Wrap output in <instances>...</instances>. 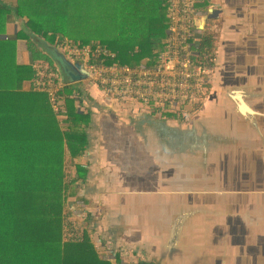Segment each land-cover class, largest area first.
Instances as JSON below:
<instances>
[{
	"label": "crops",
	"instance_id": "crops-1",
	"mask_svg": "<svg viewBox=\"0 0 264 264\" xmlns=\"http://www.w3.org/2000/svg\"><path fill=\"white\" fill-rule=\"evenodd\" d=\"M0 1L8 6L18 3ZM57 2L51 1L49 13H45L47 36L43 40L67 55V45L146 38L149 20L160 15L157 0H65V9L61 1ZM255 4L248 5L245 14L264 8V0H256ZM223 15L229 16L226 9ZM237 20L236 26L240 18ZM20 28L21 23L13 16L7 17L8 37H14ZM224 36H220V47L217 43L221 49ZM255 36V47L264 48V27H259ZM16 47L17 62L35 69L39 61L32 60L26 42L20 41ZM228 54L231 57L230 51ZM103 56L107 55H102L101 61ZM33 79L24 82L23 90L36 91ZM59 81L57 102L62 117H56L60 128L66 125L67 98L73 102V112L84 119L82 122H88L81 126L86 129L88 143L83 148L89 150V155L81 156L79 146L72 148L77 151L75 155L65 149L66 172L71 174L67 181L76 180L75 195L67 200L70 208L77 207L65 220L70 230L81 224L87 233L105 242L110 240L124 253L121 264H264V234L244 231L249 225L256 226V215L244 216L247 222L241 234H202L218 219L223 224L239 222L237 216L244 214L248 206L229 201L233 189L216 192L184 181L186 169L198 172L195 160L203 164L201 171L206 169V162L201 156L195 159L198 153L193 150L201 149L205 143L191 137L195 132L199 136L205 132L197 126L207 118L204 114L210 107L211 95L197 113L180 117L168 109L159 113L154 103L129 98L106 100L91 78L70 83L60 76ZM65 90V95L69 90L67 97L60 104L59 94ZM83 162L90 172L74 174L75 164ZM198 215L197 229L184 232L192 217Z\"/></svg>",
	"mask_w": 264,
	"mask_h": 264
},
{
	"label": "trees",
	"instance_id": "trees-1",
	"mask_svg": "<svg viewBox=\"0 0 264 264\" xmlns=\"http://www.w3.org/2000/svg\"><path fill=\"white\" fill-rule=\"evenodd\" d=\"M51 1H61L66 8L65 0H18L16 6L0 1V234H4L0 236V264H114L99 255L93 234L81 224H76L79 237L64 236L70 226L64 223L65 206L69 196L75 195L76 183L74 178L67 181L71 174L66 172L65 149L75 155L74 146L83 148L88 143L86 129L81 126L88 122H82L84 119L73 112L72 100L65 99L71 87L66 95V90L59 94L60 104L64 99L69 103L63 129L45 92L23 90L24 82L32 80L36 70L17 62L20 41L26 42L32 60L58 70L35 42L47 36L43 19ZM157 3L160 15L149 20L146 38L81 42L77 46L106 51L104 64L137 66L146 60L152 66L167 49L169 25L167 0ZM8 16L21 23L12 38L5 29ZM217 36L208 29L200 43V55L211 68L216 63ZM74 171L80 173L78 167Z\"/></svg>",
	"mask_w": 264,
	"mask_h": 264
},
{
	"label": "flooded vegetation",
	"instance_id": "flooded-vegetation-1",
	"mask_svg": "<svg viewBox=\"0 0 264 264\" xmlns=\"http://www.w3.org/2000/svg\"><path fill=\"white\" fill-rule=\"evenodd\" d=\"M220 1L223 8L215 15L217 43L220 47V36L226 33L224 44L230 46L216 49L208 95L212 96L211 103L204 114L207 118L197 126L205 132L201 136L195 132L191 137L205 143L201 149L193 150L198 153L195 159L201 156L206 162V169L201 171L203 164L195 160L198 172L186 169L183 176L186 184L205 190L218 192L232 188L229 201L248 206L244 214L237 216L239 222L223 224L218 219L202 234H241V228L245 229L243 223L247 222L246 214L256 215V226L249 225L245 233L264 234V53H260L264 48H256L254 44L258 42L255 39L258 28L264 27V8L245 14L247 6L254 7L256 0ZM237 12L242 15H236ZM192 218L184 230L186 233L197 229L199 215Z\"/></svg>",
	"mask_w": 264,
	"mask_h": 264
},
{
	"label": "built area",
	"instance_id": "built-area-1",
	"mask_svg": "<svg viewBox=\"0 0 264 264\" xmlns=\"http://www.w3.org/2000/svg\"><path fill=\"white\" fill-rule=\"evenodd\" d=\"M169 25L166 45L155 64L142 60L137 66L104 64L100 60L108 53L100 48L74 46L68 48L72 60H80L103 93L106 100L129 98L146 104L154 103L156 110L206 102L212 80V68L204 64L200 43L205 31L217 29L215 15L222 10L220 0H167ZM213 21V23H212ZM33 88L45 92L54 112L61 116L58 92L60 73L49 63L35 65ZM81 156L89 155L82 148ZM81 174L90 172L87 163L77 166ZM76 167V168H77ZM77 229L68 230L67 237H79ZM100 249L99 246H96Z\"/></svg>",
	"mask_w": 264,
	"mask_h": 264
},
{
	"label": "water",
	"instance_id": "water-1",
	"mask_svg": "<svg viewBox=\"0 0 264 264\" xmlns=\"http://www.w3.org/2000/svg\"><path fill=\"white\" fill-rule=\"evenodd\" d=\"M35 42L39 44L43 50L49 54L53 62L58 66L60 75L70 83L80 80H88L91 78L90 73L86 70L84 63H75L62 50L51 46L48 40L36 38ZM243 107L246 105L243 103Z\"/></svg>",
	"mask_w": 264,
	"mask_h": 264
},
{
	"label": "rangeland",
	"instance_id": "rangeland-1",
	"mask_svg": "<svg viewBox=\"0 0 264 264\" xmlns=\"http://www.w3.org/2000/svg\"><path fill=\"white\" fill-rule=\"evenodd\" d=\"M11 33H13V31H11ZM223 50V48L221 49ZM39 63V62H38ZM36 65V64H35ZM39 92V91H38ZM168 110H170L172 112V114H176L177 116L180 115V117L184 116V115H189L191 116L190 114L192 113H197L200 108H198L197 105L195 104H186L184 106H180L179 107V110L176 111L175 109H172L170 107H168ZM56 114V113H55ZM62 117V116H60ZM188 117V116H187ZM240 136H244V135H240ZM82 149V148H81ZM67 165V164H66ZM67 167L70 168V165H68ZM72 168V167H71ZM68 169V170H71ZM76 169V168H75ZM72 209H77V207H73V208H70V203L68 205V203L66 204L65 206V214L68 213V216H65L64 217V223L67 225L68 223L65 221L66 218H68L71 214V210ZM67 230H69V226L67 227ZM68 232V231H67ZM78 233V232H77ZM4 234H0V236H3ZM66 234H64V236H66ZM78 236H80V234H77ZM91 239L93 240V242H95L96 246H99L100 249H97L96 247V251L99 253V255L104 258V259H107L108 261L110 262H113L114 264H121V261L124 262V258H122V255L124 254L123 252H121V248H115L113 247V245L110 243V240H107V242H105L104 240H102L101 238H97L96 235H93L91 237ZM117 255V257H116ZM126 260H130V259H126Z\"/></svg>",
	"mask_w": 264,
	"mask_h": 264
}]
</instances>
